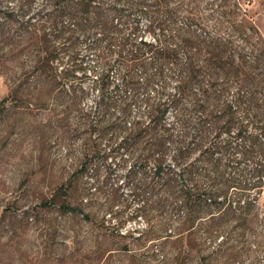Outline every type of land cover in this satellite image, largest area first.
<instances>
[{
  "label": "rangeland",
  "instance_id": "374dc122",
  "mask_svg": "<svg viewBox=\"0 0 264 264\" xmlns=\"http://www.w3.org/2000/svg\"><path fill=\"white\" fill-rule=\"evenodd\" d=\"M166 1L168 10L176 12V29L182 31V39L222 40L233 50L241 49L250 62L263 59L264 0ZM98 2L93 1V7ZM0 3L6 7L14 5L15 0ZM43 6V0H36L33 11ZM104 6L111 8L109 2ZM101 19L118 22V16L105 11ZM83 20L95 21L96 16L85 15ZM135 20L141 25L139 38L153 43L155 35L146 30L148 20ZM64 23L73 25L74 21L65 19ZM188 25L192 33L185 30ZM15 32L13 29L10 34ZM96 33L77 36L82 70L71 78L60 74L67 64H39L27 56L18 57L20 54L4 64L14 73L9 86H18L23 92L12 94L0 75V264H264V224L242 228L233 222L226 233L211 230L214 233L209 234L207 221L198 222L197 238L179 239L173 234L178 222L166 233L161 231L162 219L175 221L182 211L174 208L164 180L152 183L150 169L154 164H148L147 172L140 171L138 180H133L128 178L134 166L128 153L108 162L101 160L100 153L113 133V122H105L98 108L104 93L100 81L106 80L105 95L116 98L127 74L115 56L119 33ZM94 39L103 40L104 59L99 50L90 49ZM61 44L58 41L55 45ZM35 49L39 51V47ZM245 71L250 76L254 73ZM144 79L143 69L137 67L135 82ZM257 84L258 88L251 91L260 100L264 96V76ZM239 86H232L228 101L233 100ZM175 88L176 83H171L170 92ZM144 111V105L134 106L130 121L145 119ZM232 118L235 126L229 137L235 144L240 143L235 140L238 125L247 126L246 132L258 135L264 143L259 130L262 123L253 112L247 114L244 108H236ZM166 121L175 133L180 131L173 111ZM260 157L258 153L251 159L238 157L235 167L251 177ZM193 159H198L197 154ZM173 174L177 180L178 173ZM226 176L244 179L234 171ZM142 183L148 187L144 199L150 207L144 215L138 212L144 202L135 198ZM254 192L246 194L245 199L252 198ZM235 193L230 189L229 194ZM259 208L264 221V179ZM244 229L249 232L243 234ZM188 230L183 227L184 232Z\"/></svg>",
  "mask_w": 264,
  "mask_h": 264
},
{
  "label": "trees",
  "instance_id": "16d2710c",
  "mask_svg": "<svg viewBox=\"0 0 264 264\" xmlns=\"http://www.w3.org/2000/svg\"><path fill=\"white\" fill-rule=\"evenodd\" d=\"M35 1L15 0L14 5L6 7L0 3V75L8 86L14 80V73L8 72L4 64L11 58L20 54L18 57L27 56L39 64H58L59 67L67 64L60 74L71 78L82 70L77 36L117 31L115 56L127 75L116 98L105 95L106 80L100 81L104 93L98 108L105 122L106 119L113 122V133L109 145L100 153L101 160L108 162L122 156L123 152L128 153L134 161L128 178L133 180H138L140 171L147 172L148 164H154L153 170L150 169L152 183L160 184L164 180L174 208L178 213L182 211L175 221L162 219L161 231L166 233L171 224L178 222L173 234L179 239L197 238L198 222L207 221L209 234L214 233L211 230L224 234L233 222L240 223L242 228L257 222L264 224L259 213L264 143L258 135L248 134L244 125H238L235 140L240 141L239 144L229 137L235 126L234 109L244 108L262 123L259 130L264 139V96L258 100L257 93L251 91L258 88L257 82L261 83L264 76V57L250 62L241 54V49L233 50L222 40L211 43L182 39V31L176 29V12L168 10L166 0H43L44 6L37 12L33 11ZM93 1H99V5L93 7ZM105 2H109L111 8L106 9ZM104 11L118 16V22L102 21ZM92 14L96 16L95 21L83 20L85 15L91 17ZM135 18L148 20L146 30L155 35L153 43L139 38L141 25ZM65 19L74 21L73 25L65 24ZM13 29L16 32L12 35ZM185 30L192 33L189 25ZM58 41H62L60 46L55 45ZM102 43V39H94L89 47L99 50L104 59ZM106 49L111 51V46ZM137 67L143 69L145 79L135 82ZM245 69L253 71L252 76ZM173 82L176 88L170 92ZM234 84L240 85L239 91L228 101ZM9 87L12 94L23 92L18 86ZM137 105L145 106V119L131 122L133 107ZM170 111L175 113L178 133L166 121ZM255 153L261 157L251 177L238 171L235 167L238 157L251 159ZM196 154L198 159L194 160ZM228 171L239 172L244 179L227 177ZM173 172L178 173L177 180ZM142 184L135 191L138 202H144L138 210L141 214L150 208L144 199L148 187ZM230 189L236 191L234 196L229 194ZM251 191H255L254 196L245 199ZM185 226L189 227L186 232L183 231ZM247 232L244 229L243 234Z\"/></svg>",
  "mask_w": 264,
  "mask_h": 264
}]
</instances>
